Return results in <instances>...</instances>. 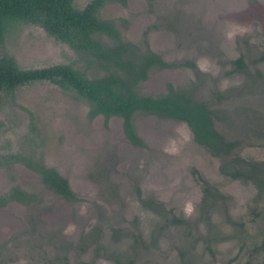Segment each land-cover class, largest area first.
I'll use <instances>...</instances> for the list:
<instances>
[{
	"label": "rangeland",
	"instance_id": "obj_1",
	"mask_svg": "<svg viewBox=\"0 0 264 264\" xmlns=\"http://www.w3.org/2000/svg\"><path fill=\"white\" fill-rule=\"evenodd\" d=\"M89 1L76 3L82 8ZM102 15L116 19L129 42L143 46L146 40L167 63L150 72L144 93H193L210 103L217 129L240 142L244 158L264 163V83L257 74H264L258 61L264 0H128L125 6L107 4ZM4 37L0 55H13L22 68L87 67L41 27L9 23ZM133 124L140 143L129 138L123 118H91L85 102L50 82L2 96L0 155L42 157L68 179L76 198L57 195L22 163L0 166V195L16 186L33 196L0 207V264L200 261L189 253L208 261L212 245L169 222L175 216L199 220L207 232L204 180L232 197L226 210L233 221L242 216L249 224L254 186L227 178L218 157L195 141L185 122L137 113ZM211 221L224 227L220 242H213L217 248H239L238 241H222L230 235L225 232L239 233L236 226L215 210ZM255 227L248 225V233Z\"/></svg>",
	"mask_w": 264,
	"mask_h": 264
},
{
	"label": "trees",
	"instance_id": "obj_2",
	"mask_svg": "<svg viewBox=\"0 0 264 264\" xmlns=\"http://www.w3.org/2000/svg\"><path fill=\"white\" fill-rule=\"evenodd\" d=\"M127 2L90 0L81 8L76 0H0V48L9 23L34 25L67 44L87 63L83 69L73 63L25 69L13 55H0V102L4 94H11L23 86L50 82L85 102L91 118L99 115L105 119L112 116L123 118L129 138L137 143L140 140L133 124L137 113L182 121L190 128L195 141L219 158L220 169L227 178L248 179L255 183L264 167L240 155V143L227 140L225 134L216 128L215 114L205 101L181 90L170 89L168 93L155 97L143 92L142 83L150 72L168 65L150 49L147 41L143 46L129 42L116 19L102 15L107 4L125 6ZM237 63L242 64V60L238 59ZM1 157L0 166L22 163L38 173L43 184L57 195L70 201L76 198L68 179L56 168L48 166L42 157L34 159L31 155L19 153ZM216 195L213 208L226 201L221 193ZM32 198L31 194L15 186L0 195V207L10 201L27 203ZM207 224L210 232L218 227L209 217Z\"/></svg>",
	"mask_w": 264,
	"mask_h": 264
},
{
	"label": "flooded vegetation",
	"instance_id": "obj_3",
	"mask_svg": "<svg viewBox=\"0 0 264 264\" xmlns=\"http://www.w3.org/2000/svg\"><path fill=\"white\" fill-rule=\"evenodd\" d=\"M239 59L242 60V58H239ZM258 61L264 62V50H263V53L260 55V58ZM236 62H237V60H236ZM242 64H243V61H242ZM257 74H258V77L264 83V74L261 71L257 72ZM259 85L260 84H258V86ZM191 94L193 95L194 98L205 101L201 98H197L196 96H194L193 93H191ZM206 103L209 105L210 109L212 110L210 103H208V102H206ZM214 122H215V119H214ZM215 126H216V122H215ZM216 128H217V126H216ZM224 134H225V137L227 140L237 141V140L229 137L226 132ZM237 142L240 143L239 141H237ZM244 159H246L248 161L257 162L264 167L263 162H260V161L254 160V159L253 160H250L247 158H244ZM240 181L242 183L252 184L255 188V191H256L255 197L251 203L250 210H249V213L251 216V220H250L249 224L247 221H245V219L242 216L236 217V219H239L237 222L232 220V219H234V216H232V214L228 210H226L228 208L227 206L229 205V201L231 200V199H229V197L232 198L231 196L222 194L223 197L226 199L225 203L223 205H219V207H217V208L212 207V205L215 202V199H217V197H218L216 194L220 193V191L216 188V186L214 184L209 183L206 180H204V184L206 187L205 188L206 194H205L203 201H202V205L205 208L206 221L208 220V217L211 220V212L213 209H216L215 211H217L221 217L226 218L227 222H231V224L233 226H236V229L239 231V233L234 234L235 237H233L231 235V233L225 232V233H228L230 235L224 234L222 241H225L226 243H230L232 241H236V242L238 241V242H240L239 248L222 250L220 248H217V246L213 243V242H216V244H218L217 242H220V239L217 235H219L220 233H223V229H224V227L223 226L221 227L220 224H218V227L216 226L214 232H210V231L208 232L209 226L206 222V224L208 226V230H207V232L203 233V232H201L200 227H199L200 226L199 220L192 222L193 220H191V219L177 218L176 216L169 219L170 224L174 225L177 228H180V227L184 228L185 232H188V233H186L187 236H191L192 234L190 232H192V231L197 232L200 236L195 235L196 241L201 240L207 246L212 245V248H210L208 250L209 257H210V259L208 261L201 259L199 257L201 255H199L198 253H196L194 255H192V253H189L190 257H192L193 259L196 257L198 259H200V261H196V262L192 261V262H190V264H264V169L262 171H259V177L256 178L255 183H253L252 181H250L248 179L247 180L242 179ZM164 220L166 223L169 224V222L167 221L168 219H164ZM173 223H178V225H175ZM251 223L256 225V227H255L257 230L256 233H248V231H249L248 225H251ZM257 227H258V229H257ZM220 235L223 236V234H220ZM247 236H249L251 238H249ZM226 253L228 254L229 258H227L225 256Z\"/></svg>",
	"mask_w": 264,
	"mask_h": 264
}]
</instances>
